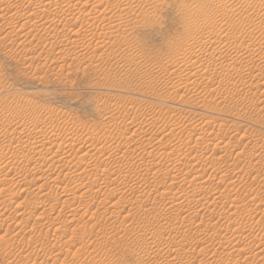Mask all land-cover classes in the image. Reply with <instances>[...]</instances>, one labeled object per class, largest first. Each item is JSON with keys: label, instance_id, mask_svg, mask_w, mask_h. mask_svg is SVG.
I'll return each instance as SVG.
<instances>
[{"label": "rangeland", "instance_id": "rangeland-1", "mask_svg": "<svg viewBox=\"0 0 264 264\" xmlns=\"http://www.w3.org/2000/svg\"><path fill=\"white\" fill-rule=\"evenodd\" d=\"M0 264H264V0H0Z\"/></svg>", "mask_w": 264, "mask_h": 264}]
</instances>
